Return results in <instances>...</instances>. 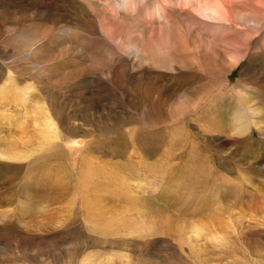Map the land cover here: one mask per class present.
<instances>
[{
    "label": "rangeland",
    "instance_id": "rangeland-1",
    "mask_svg": "<svg viewBox=\"0 0 264 264\" xmlns=\"http://www.w3.org/2000/svg\"><path fill=\"white\" fill-rule=\"evenodd\" d=\"M185 1L0 0V264H264V0Z\"/></svg>",
    "mask_w": 264,
    "mask_h": 264
},
{
    "label": "bare ground",
    "instance_id": "bare-ground-1",
    "mask_svg": "<svg viewBox=\"0 0 264 264\" xmlns=\"http://www.w3.org/2000/svg\"><path fill=\"white\" fill-rule=\"evenodd\" d=\"M125 2H126V7H125V9L126 10H128V7H129V5H128V2H127V0H124ZM221 1L222 0H187V1H185V2H183L182 4H179L180 5V7H184L185 5H187V6H189L190 7V10H194L195 12H197V13H199V14H203L202 12H205V11H210L211 13H213V14H215L216 16L218 15V16H220L221 15V11H223V10H220L221 8H220V3H221ZM165 3H167V0L166 1H164L163 0V2L161 3V4H165ZM207 13V12H206ZM82 20V19H81ZM109 33H111V31L109 32ZM106 34H107V31H106ZM112 35V34H111ZM20 91V90H19ZM2 92V91H1ZM24 94V93H23ZM24 96V95H23ZM1 97V96H0ZM245 107V106H244ZM247 109V111L248 110H250V108L248 107V108H246ZM46 112V111H45ZM242 112V111H241ZM240 112V113H241ZM247 120L248 119H246L245 118V116H244V113H242L241 115H239V117H238V128L240 129V130H247L248 128H247ZM35 126H39V127H41V128H44V129H47V128H51L52 126H53V123L45 116V118L43 119V120H37V122L35 121L34 123H33ZM237 128V129H238ZM40 131V130H39ZM44 131H47V130H44ZM42 135H43V133H41ZM45 135V134H44ZM44 135H43V137H44ZM50 135V134H49ZM52 135V134H51ZM48 136V135H47ZM42 140V139H41ZM72 141V140H71ZM83 141V140H82ZM44 142V141H43ZM46 143V142H45ZM78 143H80V142H78ZM83 143V142H82ZM38 145V144H37ZM40 145H42V144H40ZM69 145V144H68ZM45 146H43L42 148H44ZM33 148V147H32ZM40 149V148H39ZM45 149V148H44ZM36 151V150H35ZM33 152V154L35 153L34 151H32ZM26 153L27 152H24L23 154H22V156H25L26 155ZM17 154V153H16ZM19 154V153H18ZM30 154V153H29ZM15 156V155H14ZM16 156H18V155H16ZM32 156V155H31ZM20 157V156H19ZM30 157V156H29ZM87 157V154L86 153H80L79 154V159H78V161H77V163H76V165H77V168H78V170L77 171H79V181L80 182H78L79 183V187H81V189L83 188L84 189V186H83V183H85V182H87L86 181V179H88V178H90V175H89V170H90V168H89V165H88V163H87V161L88 160H86L85 158ZM89 157V156H88ZM23 159H25V158H23ZM89 162V161H88ZM70 164H72L73 166H74V164H75V161L74 162H71ZM91 166H92V164H91ZM74 172V171H73ZM94 172V171H93ZM92 177V176H91ZM75 182V181H74ZM85 185H86V183H85ZM187 189L188 190H190L189 188H185L184 190H185V193H186V191H187ZM80 191H82V190H80ZM80 191H78V193H76V195H72L71 196V198L69 199V202H70V204L71 203H76V204H78V207H80L81 208V212H82V218H83V221H84V223H86V227H88L89 229H91L92 231H97V226L95 225V224H93V223H91V222H89L88 220H87V216H85L86 214L84 213V211H86V201H89V200H87V197L86 196H84V193L82 194V192H80ZM86 194V193H85ZM87 195V194H86ZM185 197V199L184 200H188V196L187 195H184ZM86 197V198H85ZM92 199V198H91ZM91 202H93V200H91ZM91 202H90V204H89V207H90V205H91ZM88 205V204H87ZM92 205H93V203H92ZM91 205V206H92ZM91 208V207H90ZM90 208L88 209L89 211H90ZM93 209V208H92ZM91 209V210H92ZM96 210V209H95ZM88 211V213H90ZM98 212V211H97ZM85 214V215H84ZM91 214V213H90ZM95 214V213H94ZM91 215H93V214H91ZM90 215V216H91ZM97 215V214H96ZM94 217V216H93ZM96 218V217H95ZM98 219V218H97ZM103 225H105L104 223H103ZM107 228V227H106ZM105 229V228H104ZM107 230H108V228H107ZM100 232V231H99ZM101 233V232H100ZM197 255V254H196Z\"/></svg>",
    "mask_w": 264,
    "mask_h": 264
},
{
    "label": "crops",
    "instance_id": "crops-1",
    "mask_svg": "<svg viewBox=\"0 0 264 264\" xmlns=\"http://www.w3.org/2000/svg\"><path fill=\"white\" fill-rule=\"evenodd\" d=\"M68 201H69V199H68ZM81 208L79 207V210H80Z\"/></svg>",
    "mask_w": 264,
    "mask_h": 264
}]
</instances>
